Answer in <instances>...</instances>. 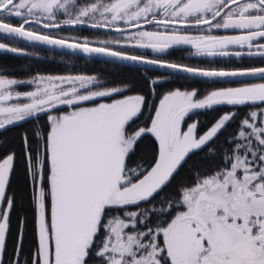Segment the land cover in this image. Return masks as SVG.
Returning a JSON list of instances; mask_svg holds the SVG:
<instances>
[{"label":"snow or ice","instance_id":"snow-or-ice-1","mask_svg":"<svg viewBox=\"0 0 264 264\" xmlns=\"http://www.w3.org/2000/svg\"><path fill=\"white\" fill-rule=\"evenodd\" d=\"M78 25L120 38L91 41L51 31ZM204 26L203 34L180 31ZM0 37L192 77L259 78L204 94L176 87L150 106L140 84L117 85L95 74L29 80L0 74V133L47 116L45 129L21 137L34 233L26 261V215L18 216L16 243L8 246L18 153L0 140V264H264V66L195 67L127 50L162 54L190 45L196 56L264 58V0H0ZM0 50L29 54L7 42ZM22 84L34 87L18 91ZM159 84L145 79L143 88L155 94ZM218 106L231 108L203 131L198 121L187 122ZM241 106L248 110L220 141ZM147 107L152 114L141 121ZM146 140L151 150L138 154ZM201 152L190 178L177 179Z\"/></svg>","mask_w":264,"mask_h":264},{"label":"trees","instance_id":"trees-1","mask_svg":"<svg viewBox=\"0 0 264 264\" xmlns=\"http://www.w3.org/2000/svg\"><path fill=\"white\" fill-rule=\"evenodd\" d=\"M79 4H84L88 2V0H77ZM63 57H58L57 66H53V63L47 60H34L33 58H26L21 56H16L14 59H24V63H30L33 65H37L40 67L37 71L42 72H88V74H96L97 76H100L103 79H106V81L113 82L117 85H119V82L121 81H127L133 85L140 84L141 89L143 91H147V89L143 88V81L147 79L146 77L150 76L148 73L144 72L142 73L139 71L138 68L130 67V66H124L121 64H115L112 62H106L102 60H94V59H88V58H82L78 56H71L66 54H61ZM0 56V58L5 57ZM12 57V56H8ZM7 57V58H8ZM162 59L171 61V62H177V63H184V64H190L191 66L195 67H215V68H229V69H235V68H241V67H247V66H254L259 65L258 62L261 58L255 59H244L229 62L226 60H208V59H197L193 57L186 56L185 53L181 51H175L173 54H169ZM69 60H73L71 65L67 64L69 63ZM264 60V59H263ZM23 62L17 61L14 63V66L21 67ZM256 63V64H255ZM262 63V62H260ZM264 64V63H262ZM260 64V65H262ZM87 69V70H86ZM106 69V71H109L108 75L105 78V75L103 71ZM169 79V78H168ZM222 85L220 83H215L213 81L209 80H202V79H194L185 77L182 75H172L169 80H166L165 84L164 82L161 83V89H171V88H187L192 89L196 88L198 90L210 86V85ZM205 85V86H204ZM231 108V106H218L216 111H206V110H198L195 113L190 114L191 119H188L189 121H198L201 127V130L203 131L204 128L209 125L219 113L223 111H227ZM248 110V106H241L239 109H237L238 115L236 118V122L232 124L231 127L227 129L226 132L223 133V135L220 137V141H223L224 137L228 136L231 132L234 131L236 123L239 122L241 118H243L245 112ZM187 119V118H186ZM47 126V122L41 118L40 116L36 119H27L25 121H21L13 126H11L8 130H4L2 133H0V140L4 141L5 145L13 150H16L18 153V159H17V167L13 175L12 185H11V191L16 195L17 197V210L16 213L13 215L12 218V231L9 236L8 240V246L9 251L13 248V246L16 243V235H17V218L18 216H25L27 217V224L25 228V239H26V246L27 249H30L34 244V233H33V218H32V211L29 205L28 200V188L26 184V174H25V162L23 154L21 153V137L24 134H28L29 136H32V133L35 131H40L41 129H45ZM151 141L146 140L144 143L140 145V152L138 154H144L151 150ZM203 156V153H198L196 155L191 156V158L188 160V163L184 166V169L180 173V177L177 179H180L181 177L189 176L188 169L195 167L196 165L201 163V157ZM190 178V176H189ZM174 184L173 186L167 188L165 192L161 193L162 196L168 195L169 193H172L174 191Z\"/></svg>","mask_w":264,"mask_h":264},{"label":"flooded vegetation","instance_id":"flooded-vegetation-1","mask_svg":"<svg viewBox=\"0 0 264 264\" xmlns=\"http://www.w3.org/2000/svg\"><path fill=\"white\" fill-rule=\"evenodd\" d=\"M13 22L15 23V21H13ZM152 26H153V28L155 27V25H144V29H150V28H152ZM177 27H179V26H177ZM131 30H134V29H131ZM186 30H188V31H186ZM205 30H206V26L201 27V28H194V27L180 28L181 32H187V33L193 32V31L202 33ZM41 31H49V30L41 29ZM51 31H52V34H54V35H59V36H63V37H79L81 39L87 37L91 41L104 40V38H106V35H113V36L119 35L118 33L114 32V31H107L104 29H93V28L86 27V26H63L61 29H53ZM233 32H234V30H229L228 34H233ZM217 33L225 34V32L222 30H220ZM91 35H93V36L89 37ZM0 42H7L10 45L13 44L12 46L24 48L29 53L28 55H18V54H14V53L5 52L3 50H0V56L7 55L5 57L0 58V73L5 74V75H10V76H15V77L31 76V75L38 74V73H45V74L59 73V72L37 71L40 69V67H38L37 65H33L30 63H24V59L23 60H20L17 58L14 59V57L21 56V57H26V58H33L34 60H44L45 59L48 62L51 61L53 63V66L56 67L58 62H60L58 60V57H56V55H60L59 54L60 52L50 50V49H46V48L41 47V46L32 45V44L26 43L24 41L16 40L13 38L0 37ZM176 47H178L179 50H177V49L172 50L170 48V49H168V51L166 53H162V54L154 53V52H152L151 49H127V50L130 52H135L137 54L145 55L148 58H160V59H162L163 57H165L169 54H173L175 51H181V52L185 53L186 56L197 58V59L203 58V59H208L211 61H213V60H226L229 62H233V61L236 62L240 59L244 61V59H255V60H257L258 58H261L259 60L260 62L264 61L263 60L264 58H262V57H258V56L249 57L246 55L242 56V57H235V56H228V57L196 56V55H192V53L195 52V49L189 48L187 45H180V46H176ZM72 55H74V54H72ZM8 56H12V57H8ZM76 56H78V55H76ZM78 57L85 58L83 56H78ZM94 60H96V58H94ZM17 61L23 62L24 64L21 67H16V66H14V63ZM102 61H105V60H102ZM109 62H112V61H109ZM260 62H258L259 65H254V66L264 65ZM112 63H115V62H112ZM115 64H121L124 66H130V67L138 68L139 71H141L142 73L146 72L150 75V76L146 77L148 80L154 79V78H159L160 84L157 85L158 87H160L161 83H163V82L165 84L166 80H169L172 75H181L178 73L165 72V71L152 69V68H143V67H139V66L132 65V64H124V63H115ZM260 64H262V65H260ZM225 69H229V68H225ZM69 72H71V71H68V73ZM104 80H106V79H104ZM213 82H215V81H213ZM157 86H156L157 91L155 94H152L149 89H147V91L145 92V94L148 96V104L149 105H150V103H152L153 98L158 97V94H159V91L161 88L158 89ZM163 90H165V89H163ZM169 90H171V89H166L165 91H169ZM150 115H151L150 114V107H147L145 109L144 116L141 117V121H146V118ZM41 118H43L45 121L47 120L45 116H42ZM141 121H138L137 123H140ZM189 122H193V121L191 120ZM24 242L26 243V239ZM25 243H24V254L21 257L22 261H26L27 256H28V249H27V246Z\"/></svg>","mask_w":264,"mask_h":264},{"label":"rangeland","instance_id":"rangeland-1","mask_svg":"<svg viewBox=\"0 0 264 264\" xmlns=\"http://www.w3.org/2000/svg\"><path fill=\"white\" fill-rule=\"evenodd\" d=\"M144 30H149V31H153V30H157L156 29V27H154L153 28V26H152V28H150V29H144ZM160 30H163V29H160ZM131 31H136V29H134V30H131ZM186 31H188V30H186ZM222 31H224V30H222ZM205 32V31H204ZM204 32H188V34H192V35H197V34H203ZM183 33H187V32H183ZM216 34H219V33H216ZM226 34V33H225ZM93 35H91V36H89V37H92ZM117 38H120V35H117V36H113V35H106V38H104V39H117ZM13 44H11L10 46H12ZM176 46H180V45H175V46H173L171 49L172 50H175V49H177V50H179L178 49V47H176ZM189 48H192L190 45H187ZM185 49V48H184ZM61 54H66V55H71V56H76V55H72V54H69V53H64V52H60ZM59 53V54H60ZM56 57H63L62 55H56ZM86 58H88V59H94V58H91V57H86ZM96 60H101V59H96ZM73 61V60H72ZM72 61L71 60H69V65H71V64H73L72 63ZM74 62V61H73ZM107 62H109V61H107ZM262 66H264V65H262ZM87 70V69H86ZM88 74V72L86 73V72H69L68 73V71H66V72H62V73H55V74H45V73H38V74H34V75H31V76H23V77H15V76H10V75H7L9 78H13V79H18V80H29V79H31L33 76H36V75H43V76H49V75H52V76H56V75H75V74ZM103 73H104V75H105V78L107 77V76H111V75H108L109 74V71H106V69L103 71ZM0 74H2V73H0ZM96 75V74H95ZM186 77V76H185ZM242 82H259V79H255V80H248V81H235V82H228V81H223V82H219V81H215V83H220V84H222V85H218V86H215V84L214 85H210V86H206V87H204V88H202V89H200L199 91H200V93L201 94H204L206 91H208V90H210V89H212V88H219V87H237V86H240V84L242 83ZM205 86V85H204ZM34 87V85H28V84H22V85H19L18 87H17V90L18 91H29V90H32V88ZM157 88L158 89H160L161 88V85H160V87H158L157 86ZM171 89H173V88H171ZM187 89V88H186ZM165 92H167V91H165V90H160L159 91V94H158V97L157 98H153V100H152V103H150V106H154V105H156V104H158V102H159V97H160V95H162L163 93H165ZM130 94H132V93H130ZM150 114H152V107H150ZM42 116H45L46 117V119H47V116H46V114H40V117H42ZM37 117H32V118H29V119H36ZM47 121V120H46ZM188 123H191V122H188Z\"/></svg>","mask_w":264,"mask_h":264},{"label":"water","instance_id":"water-1","mask_svg":"<svg viewBox=\"0 0 264 264\" xmlns=\"http://www.w3.org/2000/svg\"><path fill=\"white\" fill-rule=\"evenodd\" d=\"M78 26H86V27H89L87 25H78ZM104 30L111 31V30H108V29H104ZM13 39L20 40L19 38H13ZM26 43H28V42H26ZM32 45L41 46V47H44L46 49H50V50H54V51H58V52H65V53L74 54V55H78V56H85L82 53H72L70 50H67V49H59V48H56V47L47 46V45H41V44H32ZM85 57H87V56H85ZM96 59H102V60H105V61H112V58H106V57H96ZM112 62H115V63H124V64H132V65H136V66L143 67V68H152V69H157V70H161V71H165V72L178 73V74H181L183 76L190 77V78L210 80V81H219V82L228 81V82H235V81H248V80L259 79L258 77H235V78H212V79H209V78H204V77H192L190 74H187V73L173 72V70H171V69H168V68H160V67H156V66H153V65L133 64L132 62H128V61H112ZM229 70H231V69H229Z\"/></svg>","mask_w":264,"mask_h":264}]
</instances>
